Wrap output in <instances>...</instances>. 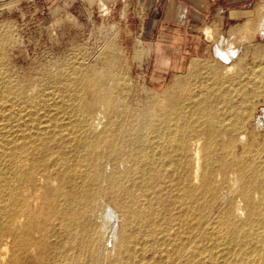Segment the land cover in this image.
<instances>
[{
	"label": "bare ground",
	"instance_id": "bare-ground-1",
	"mask_svg": "<svg viewBox=\"0 0 264 264\" xmlns=\"http://www.w3.org/2000/svg\"><path fill=\"white\" fill-rule=\"evenodd\" d=\"M8 40L0 264H264V70L217 45L216 63L132 96L110 61L14 72Z\"/></svg>",
	"mask_w": 264,
	"mask_h": 264
},
{
	"label": "rangeland",
	"instance_id": "rangeland-1",
	"mask_svg": "<svg viewBox=\"0 0 264 264\" xmlns=\"http://www.w3.org/2000/svg\"><path fill=\"white\" fill-rule=\"evenodd\" d=\"M157 20L158 12L154 16L145 0H0V32L9 36L4 48L14 72L34 74L44 65L57 71L65 64L66 73L77 65L108 73L105 63L110 61L114 70L125 72L134 96L164 89L175 77H184L191 63H216L219 43L239 48L243 73L264 70V38L253 32L254 26L222 28L204 22L186 29L192 38L172 28L165 37ZM254 100L252 124L260 129L264 92ZM90 103L87 98L85 105Z\"/></svg>",
	"mask_w": 264,
	"mask_h": 264
},
{
	"label": "crops",
	"instance_id": "crops-1",
	"mask_svg": "<svg viewBox=\"0 0 264 264\" xmlns=\"http://www.w3.org/2000/svg\"><path fill=\"white\" fill-rule=\"evenodd\" d=\"M147 7L158 12L157 25L165 31L161 32L163 36H169L171 28L174 34H185L192 38L186 31L187 28L193 30L208 22L209 26H220L222 28L239 27L249 28L254 26L256 34L264 38V0H145ZM152 3V4H151ZM156 3L155 5H153ZM263 4V5H261ZM153 5V6H152ZM261 5V6H260ZM260 6V8H259ZM164 16V20H159ZM159 21V22H158ZM263 23V24H262ZM160 24V25H159ZM212 29L206 28V32ZM217 45H220L217 44ZM222 48L231 52L236 50L238 57L240 50L236 46L228 48L221 45Z\"/></svg>",
	"mask_w": 264,
	"mask_h": 264
}]
</instances>
